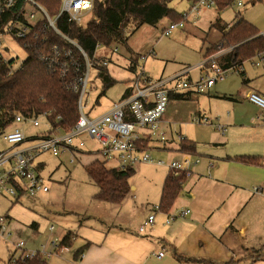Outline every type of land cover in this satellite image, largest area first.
Instances as JSON below:
<instances>
[{
	"label": "crops",
	"instance_id": "0c3cea01",
	"mask_svg": "<svg viewBox=\"0 0 264 264\" xmlns=\"http://www.w3.org/2000/svg\"><path fill=\"white\" fill-rule=\"evenodd\" d=\"M237 5H241L240 1ZM212 7L215 13L211 11L208 22L199 21L195 26L187 18L180 27L186 26L188 31L198 34L203 41L200 47L202 59L197 63H181L168 71L165 64L158 76L148 75L145 64L151 56L156 57L154 46L161 37H170L178 27L169 35H164L163 31L168 27L158 32L154 26L147 24L138 27L128 36L126 48L129 60H137L140 63L139 57L148 53L143 63L144 72L154 80L177 74L187 80L199 78L209 57L203 56L205 50L218 43L222 33L239 17L243 18L238 12L232 20L223 21L220 18V11L223 9L218 10L216 5ZM260 33L264 34V31ZM225 53L224 50L220 51L215 58ZM244 63L239 75L228 77L225 84L214 90L212 86L204 92L211 96L216 105L225 100L239 105L231 104L232 120L228 123L229 130L220 132L218 138L208 142L213 145L207 149L200 151L195 147V153L204 157L203 162L193 164L194 170H190V176L182 184V190L169 211H157L154 223L144 232H139L138 227L158 203L147 207L133 202L135 208L139 209L134 219L127 216L125 202L114 204L97 200L95 196L97 201L88 202L80 209L75 206L70 208V213H65L67 217H63L64 213L59 211L51 215L53 213L49 210L42 209L37 212L23 205L29 198L41 201V196L47 194L49 188L37 198L21 196L13 200L0 196V201L6 202L0 210V215H6L10 219L12 234L15 232V236L21 237V233L27 232L28 229L33 234L51 232L54 230L53 223L57 222V219L62 220L60 223L64 226L59 236L51 234L50 250L51 241L56 238L60 241L68 232L72 236L71 244L63 246V250L58 249L56 254H51L46 264H209L206 260L232 261L231 264H264V255L252 261L249 258L250 255H255L257 250L264 251V122L257 119L258 115L264 116V110L247 100L250 92L264 96V65L255 66L249 62L250 65L245 66ZM185 94L187 99L170 96L162 117L170 143L167 150L159 151L161 153H184L178 149L176 138L177 134L182 135L176 125L181 112L186 113L188 110L189 113L203 116L198 98L202 93ZM214 128L216 129V126ZM183 137L189 139L187 136ZM87 148L95 149L97 144L85 146L86 150ZM84 155L93 156L91 161H101L97 154L89 152L78 154V158H83ZM238 156L259 157L260 161L248 163L236 158ZM209 160L213 161L212 167L208 166ZM37 162L38 170L43 175L46 163L42 159ZM140 164L161 167L149 163ZM167 174L168 170L161 178L158 200ZM132 197L135 195L132 194ZM183 208H189L190 212L184 217H176L166 222L168 213H176ZM82 247L83 252L77 254V250ZM160 251L163 255L158 257ZM174 251L188 259H178Z\"/></svg>",
	"mask_w": 264,
	"mask_h": 264
},
{
	"label": "built area",
	"instance_id": "2783aa9c",
	"mask_svg": "<svg viewBox=\"0 0 264 264\" xmlns=\"http://www.w3.org/2000/svg\"><path fill=\"white\" fill-rule=\"evenodd\" d=\"M94 2L95 0H59L58 11L53 15L39 0H0V63L8 66V75H13L23 68V62L30 57L29 51L34 46V57L37 61L55 72L64 80L66 88L77 95L78 108V117L67 130L53 124L47 118V112L40 115H23L16 112L13 115L9 124L13 126L3 135L11 147L0 151L1 197L13 200L21 196L37 198L48 191L49 187L38 170L36 160L42 153L55 157L67 154L69 161L73 162L78 154L89 152L97 154L102 162H115L114 167L122 170L134 168L140 163H149L166 166L168 172L175 177L183 172L191 173V165L199 162V158L192 159L189 156L183 160L164 161L151 154L169 148L170 138L162 117L170 95L204 93L227 75L241 73L245 61L220 66L215 62V55H210L204 63V72L197 79L187 80L177 74L154 80L144 72L143 63L149 54H143L139 57L140 63L137 60L130 63L132 65L135 62L131 86L104 112L90 117L88 112L84 111V96L91 85V71L96 70L98 64L107 65L109 57L112 52H117V48L110 49L103 60L96 59V55L89 56L76 40L61 31L58 18L64 16L68 22L82 25L88 19ZM214 5V0L192 2L189 9L182 13V19L170 22L163 34L169 35L175 28L183 26L190 15L196 17L200 8H210ZM13 43L25 54L24 58H20L21 52H16ZM102 50L104 51L102 45L95 46V53L98 54ZM246 61L255 66L264 65V51L255 53ZM247 99L264 110V96L250 92ZM41 119L45 130L27 136L23 127H39ZM58 119L59 117H56L55 121ZM257 119L264 122L263 115H258ZM191 120L197 123L208 122L206 117L200 115H194ZM216 129L221 133L225 131L221 125H216ZM83 136L95 140L97 148L86 150ZM176 138L179 141L184 137L177 134ZM208 166H213L212 160H209ZM157 211L158 204L153 206L152 212L139 225V232H144L154 223ZM189 212V208H183L176 213H168L166 222L176 217H184ZM0 234L4 237L12 234L10 219L6 215H0ZM15 245L21 250L10 256L12 262L35 254L46 258L64 248L57 239L51 241V250L45 254L23 250V241H17ZM162 255V251L157 254L158 257Z\"/></svg>",
	"mask_w": 264,
	"mask_h": 264
},
{
	"label": "rangeland",
	"instance_id": "374dc122",
	"mask_svg": "<svg viewBox=\"0 0 264 264\" xmlns=\"http://www.w3.org/2000/svg\"><path fill=\"white\" fill-rule=\"evenodd\" d=\"M238 1L241 3L240 6L237 5ZM189 4H192L191 0H172L169 6L177 13L182 14ZM214 10V7L200 8L197 17L194 18L190 15L189 21L195 26L199 24V21H201V23L208 22V19L211 18V11L215 13ZM238 12L244 19L254 24L259 31H264V0H255L254 2L250 0H233L227 8L225 7V9L220 11V18L223 21H230ZM170 22H172V20L169 17H164L154 26V29L160 32L163 28L168 27ZM201 28H203V26H201ZM202 42L199 35L192 31H188L186 26L182 28L178 27L173 31L170 37H161L154 46L156 57L151 56L147 59L145 64L148 75L152 77L158 76L165 64L166 70L168 71L171 68L179 66L181 63H197L202 59V53L200 52ZM216 44L217 43L212 45L215 46ZM12 45L16 48V52H21L18 50L15 43ZM212 45H210V47ZM115 47L117 48V52H112L108 59V64L106 65L107 71L111 78H114L115 83L106 88L104 93H102V89L105 78L101 79L97 75L95 69L91 71V85L89 91L84 96V111L88 112L90 117L104 112L112 103L119 100L125 90L132 84L133 71L130 69L132 60H129L130 56L126 45L115 43L110 46L109 50ZM223 50L228 51L227 48H219L216 51L211 49L209 54L217 55L218 52ZM24 57L25 54L21 52L20 58ZM249 62L250 61H245L244 65L249 66ZM239 74L240 73H232L227 75L223 80L217 81L213 85V90L225 84L228 81L227 79L233 75ZM198 98L200 99L199 108L201 110V115L205 116L208 122H193L191 119L195 114H193V112L189 113L187 110L186 113H180L176 125L180 128L182 136H187L195 142L196 150L202 151L213 145V143L208 142L221 135L220 131L215 129L214 126L221 125L224 128L226 127L225 130H229L228 123L232 120L231 104L235 106L239 105L229 100L220 101L216 105L211 96L206 93L199 94ZM202 112L204 113L202 114ZM254 118L256 119V116ZM12 126L13 125H8L5 130L0 133V151L11 147L4 139L3 135L5 132L9 131ZM44 130L45 125L42 119L39 127L34 128L30 125H25L23 127V131L27 136L39 134ZM82 139L85 141V146L87 147L88 145L93 146L96 144L95 140L87 136H83ZM151 154L154 157L164 159V161H169L172 158L183 160L186 156L192 159L199 158V162L196 164H201L204 160V157L200 156V153L195 152L183 154L151 152ZM92 158L93 156L91 155H84L83 158H78L77 156L74 158L73 162H70L67 154L61 157H55L49 153H42L39 155L36 160L42 159L46 163L45 171L42 176L50 188V191L41 196V201L29 198L25 200L23 205L37 212L42 209L49 210V212L53 213L51 215L59 211V213H64L63 217H67L65 213L69 214L70 212H68V210L73 208V206H75L76 209H80L88 202L97 201L94 198L97 186L88 179L84 170L85 165L88 164ZM105 165L106 167L112 168L115 162L109 161L106 162ZM137 165L134 168V174L129 179L131 190L122 201L127 205V216L133 219L139 211L138 208H135L133 202L137 205L147 207L152 203L155 204L159 202L158 194L161 186V178L166 170H168L165 166L156 168L148 164ZM195 165L192 164L190 170H194ZM132 194H134L135 197H132ZM4 205H6V202L1 200L0 210H2ZM61 221L62 220L57 219V222L53 223L54 230L51 232L46 231L45 233L33 234L31 230L26 228L28 229L27 232H22L21 237L15 236V232L8 237H4L0 234V264H3L5 260L10 258L12 252H15V254L19 253L21 249L16 247V241H23L25 244L22 249L27 252L40 251L44 254L49 252V241L52 239H50L51 234L58 237L61 230H63L64 224L60 223ZM50 258L51 255L46 256V261Z\"/></svg>",
	"mask_w": 264,
	"mask_h": 264
},
{
	"label": "trees",
	"instance_id": "16d2710c",
	"mask_svg": "<svg viewBox=\"0 0 264 264\" xmlns=\"http://www.w3.org/2000/svg\"><path fill=\"white\" fill-rule=\"evenodd\" d=\"M50 14H56L59 0H39ZM172 0H95L88 19L82 25L68 22L66 17L60 16L58 24L61 31L76 40V42L88 53L96 55V59L103 60L109 53L112 44H125L128 36L138 27L147 24L155 26L164 17H169L172 22L182 19V14L174 11L169 3ZM192 2L196 0H191ZM233 0H214L218 10L224 9ZM254 2L255 0H251ZM103 46L98 54L95 46ZM213 46V45H212ZM211 46V47H212ZM207 48L204 57L211 54L210 50L227 48L225 54L215 58L220 66L234 63H242L257 52L264 51V34L248 20L239 17L235 23L229 26L223 33L219 42L212 48ZM30 57L23 62V68L13 75H8V66L0 63V133L11 123L13 115L18 112L23 115H40L47 112V118L53 124L63 129H70L78 117L77 95L66 88V84L55 72L49 70L45 64L40 63L34 57V46L29 51ZM135 61V60H134ZM135 62L130 69L134 72ZM97 75L102 79V93L110 85L115 83L107 71V66L98 64ZM177 99H187L186 94L170 95ZM56 117H59L55 121ZM178 149L184 153L195 152V143L187 138L178 141ZM241 161L258 163L259 157L238 156ZM89 180L96 186L95 198L100 201L120 204L129 193L131 186L130 177L134 174V168L122 170L117 167H106L105 163L94 159L84 167ZM191 173H181L172 176L169 172L164 178L161 194L158 202L159 211L167 212L176 197L182 190V184ZM71 233L65 234L59 241L60 246H70ZM85 246V245H84ZM84 247L77 250V254L83 252ZM253 259L261 258L264 251L257 250ZM15 252L10 254L13 255ZM174 255L180 259H188L174 251ZM204 261L203 259H196ZM250 261V262H251ZM209 264H231L232 261L216 262L206 260ZM3 264H46V258L40 254L23 259L18 258L12 262L10 258Z\"/></svg>",
	"mask_w": 264,
	"mask_h": 264
}]
</instances>
